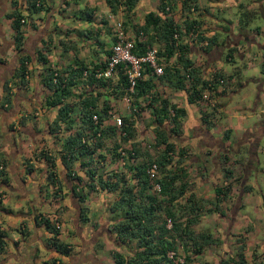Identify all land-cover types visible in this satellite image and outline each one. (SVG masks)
<instances>
[{"label": "trees", "instance_id": "trees-1", "mask_svg": "<svg viewBox=\"0 0 264 264\" xmlns=\"http://www.w3.org/2000/svg\"><path fill=\"white\" fill-rule=\"evenodd\" d=\"M50 1L10 0L8 10L4 14L11 30L14 50L16 53L20 51L18 56L15 53L13 62L16 66L2 87L4 93L1 98V106L7 113H14L16 106L15 104L10 106L12 92L9 82L16 78L17 88H27L28 65L31 61L30 51L32 50L27 46L26 50H23L24 17L30 16L32 13L43 12L47 13L48 18L51 12ZM137 1L104 0L109 13L115 18L118 17L116 19H120L123 34H127L129 31L134 36L130 49L132 55L144 56L153 44H157L155 63L161 66V73L155 76L151 72L149 63L142 62L140 77L135 78L132 91H126L129 85L125 72L129 66L127 61H121L114 65L116 73L114 83H111L108 78L95 77V73L104 70L107 66L111 54L110 45L116 41L113 28L110 29L111 40L107 49L103 48L105 43L97 36L99 34L98 26L94 31L78 30L80 33L75 34L74 39L68 38L67 31H63L61 37L58 34L56 42L53 43V49H60L61 52L55 57H61L62 51L66 53L70 51L72 55L71 62L64 67L59 64L57 66L50 64L47 55L51 51L52 40L48 31L45 32L44 28L39 30L40 37L42 34L46 36V38L40 39V49H36L34 52L35 61L44 65L38 80L42 86V95L40 94V96H43L44 107L54 108L52 117L46 122L44 132L56 137V133L61 128L69 131L61 138L58 164L55 162V156L43 148H39L32 154L33 157L42 159L44 162V165L37 169V173L43 171L44 175L39 191L44 192L45 196L48 195L51 204L69 194L77 203L78 225L82 228L83 233H88V242H94L97 235L102 234L103 229L104 235L106 233L109 240L113 242L109 251L112 264H204L195 262L191 255L200 253L205 245L214 243L216 239L209 232L194 231L191 227L198 219L200 205L197 201L199 197L196 186L188 173L190 161L185 158L187 149L183 148L184 146L181 144L182 139L191 141L190 138H193L200 130L195 127V129H191L190 133L188 130L186 133H181L183 131L181 120L185 116V109L170 102L165 93H170L171 89L178 90L180 93L182 92L186 105L195 103L199 100L203 89L207 87L209 77L211 78L210 83L215 89L217 87L215 80L218 76L227 82L231 75L214 70L209 77H205L202 70L195 67L188 57L192 50L191 40L188 37L194 32H197V41H205L203 50L208 49L215 40L214 36H202L199 29L193 27L194 24L197 25V20L187 16L190 7L193 10L196 9V0L179 1L181 12H183V14L181 13L182 24L173 19L171 6L167 4V0H157L151 9H142L141 13L145 11L143 17L140 21H134L133 17L136 16V11L141 9L137 8ZM59 2L61 5L68 1L59 0ZM119 10L123 13L121 18L118 14ZM92 11L93 8L87 6H83L81 10L85 17L91 16ZM252 13V11H243L239 20L240 25H248ZM123 15L126 16V19H123ZM104 19L101 17L100 22L105 24ZM32 20L28 22V26L37 30L39 26H36ZM100 28H102L101 25ZM258 29V27H253L254 31H258ZM81 34H84L87 39H91L92 45L97 46L96 50L99 52L103 51L105 57L96 56L90 61L79 58L75 37ZM94 47L92 51L95 53ZM231 51L232 48L226 54L227 60L231 59ZM171 58L175 61H170ZM146 71L148 76L144 77ZM77 85L78 90L76 91L79 92H73V88ZM159 85L162 87H158ZM222 91L213 93L214 97ZM104 93H107L110 98L104 97L99 100ZM123 94H127L129 97V115L128 117L120 116L119 131L122 132L121 140L130 141L131 145L124 150L113 138L110 148L112 149L111 155L122 160L123 166L128 170L129 174L126 176L124 172L117 170L98 172L97 167L98 159H104L100 149L104 145L103 140L106 136L113 137L118 130L113 124L103 125V120L112 115L114 107L111 100ZM144 97L146 99L142 102ZM141 103L143 104L141 105ZM142 110L149 113L153 138V142L147 148H141L139 143L131 140L134 124L130 118L137 116ZM169 110L171 115L168 116ZM92 115H95V120L92 119ZM200 118L206 127H210L214 123L213 120L207 118L204 111L201 112ZM24 120L25 117L20 116L21 126L24 125ZM74 123L75 126H73ZM227 133L224 131L222 137L226 139ZM202 134L205 135V132L203 131ZM172 138L177 140V143L180 144L179 147L172 141ZM195 145L197 147V143ZM108 149L104 147V152ZM217 161L221 165L226 185L213 187L215 201L221 199V196L224 195L223 189H229L233 180H236L240 185V177L233 175L235 172L229 164L236 161H228L224 155ZM22 162L25 166V173H30L35 169L30 158H25ZM152 164L155 166L154 174L150 176L149 169ZM12 167V164H8L7 158L0 157L1 186L8 184L10 179L8 169L12 170ZM200 168L202 169V166H199L197 171H200ZM153 184H157L158 189L150 192L149 188L152 189ZM247 188L243 184L241 191L244 192ZM94 192L112 194V198L104 204V210L112 216L109 226L93 221L94 228L87 229L84 225L91 222L90 210L95 208L94 206L90 209L89 206L90 196ZM93 205L95 204L93 203ZM0 209L6 211L7 208L1 205ZM61 210L60 206L53 208L49 212L52 218H49L37 209V212H34V224L36 227L42 226L50 233L46 239L48 247L58 255L67 256L70 254L71 244L57 238L61 232ZM100 218H96L97 221ZM168 221L169 226H167ZM236 239L238 240L235 255L224 258L218 264H245L242 252L243 239ZM94 243L95 248L102 247V243L98 240ZM4 246L5 234L0 229V252L3 251ZM170 251L172 255L169 254ZM179 257L182 258L181 261L177 260ZM58 262L56 258H49L44 260L43 264H58Z\"/></svg>", "mask_w": 264, "mask_h": 264}, {"label": "crops", "instance_id": "crops-1", "mask_svg": "<svg viewBox=\"0 0 264 264\" xmlns=\"http://www.w3.org/2000/svg\"><path fill=\"white\" fill-rule=\"evenodd\" d=\"M10 0H4L3 5L4 7L0 9V34H1V42L4 41V48L0 51V76H3L4 78H7L10 74L11 71L14 69L16 66L15 63L13 62V58H6L8 51L11 50L12 45H8L9 42H7L4 34L3 26H4V21H2V17H5L4 14L8 10V2ZM23 1V0H19ZM180 0H169L171 4L174 6L179 7V11L176 9H173L171 11L173 19L182 24V16L181 15V8L180 4L177 3ZM223 1L224 4H231L232 6L237 8L238 14H239V19L237 20V24H232L231 20L228 18L222 17L223 12L221 13L222 9H218L216 11V15H213L212 13H209V8L212 6H217V3ZM92 0H85L83 4H76L77 10L80 12V16H71L68 14V10L66 9L67 6L64 5V3L61 4L63 9L62 11H65L60 14V22L64 25H68L71 27H67V36L68 38H73L75 34L80 33V29H88L91 31H94L96 29H93L92 26H95V24L100 21V18L98 17H106L107 22L109 23L112 14L109 13L108 7H104L103 11V16H98L97 11H96V4L91 5ZM157 0H138L137 1V8L140 9L142 12V9H151L154 7L156 4ZM248 4L245 6L242 3V0H196V9L193 12H189L187 14L188 18H192L193 20H197V26L198 31L200 34L204 37H211L214 36L215 40L214 43L210 45L208 49L203 50L202 47L205 44V41L200 40L197 41L196 39V34L197 32H194L190 38L191 40V45H192V50L190 51L188 57L190 61L193 63L195 67L198 69L202 70V74L206 77L214 71V70H220L224 72L225 74H230L231 77L226 84L225 89L220 92L215 100H216V105L219 110L218 114L214 116L211 120L213 122L215 121L216 117H218L223 109L224 105H222V100L220 99L221 97L223 99L230 98V95L232 94V91L235 90V86H231L233 83H238L239 86L247 85V82L251 80V83H253L254 86V91L255 92V97L253 101H250L248 105L245 106L247 110H243L241 112H234L236 113V118H237V125L232 128H226V127H221L222 129L218 132L215 131V129L211 125L210 127H206L204 123L201 122L200 114L204 109L201 107L199 108L196 103H190L188 104L189 107L195 106L191 108L192 112L187 111V105L181 100V102H176L177 98L181 97V94L175 95L176 97L169 98L171 102L175 103L176 106L183 107L185 109V121L190 122V120H194V123L196 125L192 126H187V130L190 133L191 129H195V127L200 130L199 133H196L193 138H190L191 141H195L194 143H197L198 150L201 152H204L205 150L209 152L210 155V160L212 163L211 167V174H208L207 181L211 183L212 179H219V176L217 175L219 171V166H221L218 163V159L222 158L223 155L226 156L228 161H236L237 165L241 167V169L238 168V172H236V175L240 178V182L243 180L242 185H239V191H241L243 184L247 186L248 188L246 191H249L250 186L253 188L256 185L255 180H257V177L259 176L260 172H264V146L260 143V139L258 141V144L255 145V139L257 135L263 133L264 131V82H261V78H254L250 77L247 78V81L242 82V71L240 66L243 65L244 60L246 59V56H253L256 58L258 64L261 66V69L264 71V0H248ZM10 3V2H9ZM96 3V2H95ZM101 4V2H100ZM87 6V7H92V15L85 17L82 15V7ZM151 6V7H150ZM139 10L136 11V16L140 15L141 12ZM243 11H252V15L250 16L248 20V25L253 19L255 15H258L260 13V16L263 17V22L259 24H255L252 27H248V25H240V16ZM122 11L119 10L118 14L121 13ZM145 12V11H144ZM143 12V13H144ZM176 12H180L179 14V20L175 16ZM191 14V16H190ZM135 16V15H134ZM217 16V17H216ZM50 18V24L54 23V20H52L53 15L49 16ZM48 17V18H49ZM110 17V19L108 18ZM140 19L136 18V21H140L142 16H138ZM84 18V19H83ZM87 18V19H85ZM247 18V17H245ZM83 19V20H81ZM7 24L8 20L6 19ZM68 21H73L75 23L69 24ZM112 22V20H111ZM239 22V23H238ZM220 23L219 25H217ZM9 25V24H8ZM196 25V24H195ZM234 25V26H233ZM253 27H258V31H254ZM99 29V34L97 35L99 39H103L101 36L103 35L100 32V25L98 26ZM48 31V30H47ZM218 31L222 32L225 37L223 40H220L221 38L218 36ZM50 34V33H48ZM52 35V34H51ZM60 37L62 36V32L59 33ZM41 36V35H40ZM37 37V42L33 47L30 49L31 54L35 52L36 49L40 46V39L45 37V35L42 34V37ZM29 38L24 40V48L23 50H26V46L28 48V42L30 41V35L28 36ZM84 38H87L84 36V34L77 35L75 37L76 42V48H78V56L79 58H83L82 56L79 55V51L81 47L88 46L91 48L92 45V40L89 39L88 42L84 41ZM105 38V37H104ZM51 44L52 48L51 51L48 53V59L50 61V64L52 66H57L61 58L51 56L52 53L56 50H58V54L61 52L60 49L54 48L53 49V43H54V36L51 37ZM242 42V44H241ZM94 47V46H93ZM97 47V46H96ZM232 48L231 53V59H226V54L228 53L229 49ZM55 53V52H54ZM53 53V54H54ZM237 56V61L233 60V57L235 55ZM95 56V55H94ZM222 56H225L223 60H227L228 62H232L231 69L228 71L227 69H223L220 67V64L222 63ZM6 58V60L4 58ZM54 57V59H53ZM72 59V58H71ZM199 59H203V66L200 64ZM86 61H90L91 58L89 59H84ZM71 62V60L67 59L65 60V63H60L59 65L61 67H64L67 63ZM241 63V64H240ZM214 64H219V66H215ZM30 69L28 72V78H29V73L30 70H36L38 71L39 65L36 63L35 60H33V57L31 58V61L29 63ZM28 65V68H29ZM201 65V66H200ZM5 75H4V74ZM238 77V80H236L235 77ZM30 80V79H29ZM28 80V81H29ZM261 82V83H260ZM29 83V82H28ZM37 83V82H36ZM37 90H35V95H42L41 90L42 86L41 84H36L34 85ZM162 87V86H158ZM233 88V89H231ZM231 89V90H230ZM83 90V88H82ZM73 92H79L75 91L74 88L72 90ZM177 91V90H176ZM2 91L0 88V100L2 98ZM174 96V94H173ZM230 100V99H229ZM1 103V101H0ZM10 116V115H9ZM182 117V118H184ZM183 120H181L182 122ZM4 123V120L2 121V124ZM214 124V123H213ZM31 123L24 124L20 127L19 130H11V128H6L3 125L0 126V157H5V158H12L14 161V169L10 170L8 169V174L10 176V179L8 181V187L6 186H1L2 188H7L8 191L17 193L19 194V197H27V199H31V203H33L32 207L34 212L40 211L41 213L44 214V216H47L49 218H52L51 215H49L48 210L56 208L57 206L62 207L60 216L63 218V220L68 219L69 217H72V214L74 211L77 214L76 210V202L69 196V194L65 195L62 197L61 200H58L57 202H49L48 200V195H44V192L39 191L40 184H42V180L44 178L43 171L41 173H37L38 175V180H32L33 175L37 172L36 170L39 167H42L44 165V162L42 159L36 160L33 157V153L35 148H30L29 149V144L28 141H35L34 144L35 147H37L38 143L37 138L35 137L38 135V131L35 128H30ZM205 132V135L202 134V132ZM227 131L228 136L223 138V132ZM264 136V133L263 135ZM261 138V137H260ZM48 139V138H47ZM48 141V140H47ZM218 144V145H216ZM41 145V144H40ZM39 145V146H40ZM219 146L220 148V153L216 154L215 150H217V147ZM40 147H37L36 150H38ZM202 149V150H201ZM197 150V149H196ZM191 157H196V156H191ZM25 158H30V162L33 163V169L30 173H25L24 169V163L22 162ZM200 160H202V157L200 155ZM198 159L197 162L200 161ZM216 161V162H215ZM12 164V162H11ZM19 164V167L17 166ZM39 165V167H37ZM246 167V168H245ZM235 174V173H234ZM40 176H42V180L40 181ZM23 177V180H22ZM214 177V178H213ZM250 178H254L253 180H249ZM22 180V181H21ZM197 183L202 184L204 180L200 178L196 179ZM38 181V182H37ZM14 182H16L18 185L19 183L21 190L24 192H20L16 190L14 187ZM39 183V185H38ZM205 183V182H204ZM68 185V184H67ZM19 188V189H20ZM198 188V187H196ZM244 191V192H246ZM241 191V195L236 196V202L234 204L235 207V212L233 213L234 216L231 217V221H234L232 224V227L234 224L237 222L240 225L241 219H237L239 217V212L238 210L240 209V205L242 204L241 202V197L242 194L244 193ZM48 193V192H47ZM33 194V195H31ZM46 194V193H45ZM26 195V196H23ZM1 196L4 198V193H1ZM3 198L0 197L1 201L0 204L5 207L2 204ZM41 202H38V200ZM37 205V207H36ZM44 206L45 208L42 209L38 208ZM35 207V208H34ZM6 211L3 209H0V214L2 218L4 219V216L8 218L6 220V224L9 225L8 228L10 229H15L18 233L19 236H16L14 238H8L5 228L0 226V229L4 231L5 234V246L2 252H0V264H6L7 261H13L14 264H43L44 260H47L49 258H56L58 259V264H104V262L99 258L95 246H93L96 240L99 241V238L101 235H97L96 239L94 242H88L89 241L87 237V232L84 234L83 232L77 233L75 230L76 235H79L81 239V249L79 250L82 251L80 254V259H76V255L73 254L74 248L71 245V251L70 254L67 256H62L58 255L54 250H52L50 247H48V244L46 243V239L50 236V233H48L46 230L45 232L47 233L46 235H41L40 236V229H43L42 226L36 227L35 224L32 223V220L30 219V206L29 210L27 209L23 214L22 213H14L10 208L5 207ZM95 209V208H94ZM73 211V212H72ZM74 217V215H73ZM235 217V218H234ZM11 218H14L11 220ZM29 222V223H28ZM81 228V227H80ZM9 229V230H10ZM75 229V227H74ZM247 229V228H244ZM7 230V229H6ZM44 230V229H43ZM82 230V228H81ZM61 235H65L62 237ZM57 238H59L62 241H67L71 242L69 239V234L61 231L58 235ZM107 240L104 239V242H102V247L103 248H108L107 242H108V237L106 236ZM244 238V236H243ZM107 241V242H106ZM94 243V244H93ZM262 252L259 254L257 253V250L255 247L249 253L247 254L245 251V241L243 240V254H244V259L247 264V256L249 255V260L251 261V264H264V242H260ZM101 247V248H102ZM41 252H44L46 256ZM48 254V255H47ZM55 254H57L59 257H57ZM83 256V258L81 257ZM88 256V257H87ZM87 258V259H86ZM72 259V260H71ZM75 259V260H73ZM112 263V262H111Z\"/></svg>", "mask_w": 264, "mask_h": 264}, {"label": "rangeland", "instance_id": "rangeland-1", "mask_svg": "<svg viewBox=\"0 0 264 264\" xmlns=\"http://www.w3.org/2000/svg\"><path fill=\"white\" fill-rule=\"evenodd\" d=\"M19 1V0H18ZM68 2L64 5H67L66 9L68 10V14H70L71 16L75 15V16H80V12L77 10V5L76 4H83L85 0H76L74 2V0H67ZM2 0H0V3H2ZM23 2V1H22ZM96 2V3H95ZM101 2V4H100ZM91 5H95L96 4V11L98 16H103V11H104V7H106V4L104 2V0H92V2H90ZM179 3V2H177ZM242 3L246 6L249 2L248 0H242ZM50 15H53L52 20H54V23L50 24V18H47L46 14L47 13H32L30 16H25L24 20L25 23L23 24V29H24V38L27 39L29 38L28 36L30 35V41L27 43L28 44V48L30 49L31 47H33L37 42V37H39L41 35L40 33V29L44 28V31L48 33H50V38L52 36H54V42H56L57 40V36L59 33L68 30L67 27H69L68 25H64L60 22V14L65 12L62 11L63 9L62 6L60 5L59 0H51L50 1ZM167 4H169L171 6V11H173V9H176L177 11H179V7L172 5L171 2H169V0H167ZM9 2H8V7H9ZM22 5V4H21ZM218 9H222L221 13L222 17L224 18H228L231 20L232 24H237V20L239 19V14L237 11V8L232 6L230 3L229 4H224L223 1H220L217 3V6H212L211 8H209V13H212L213 15H216V11ZM194 10L191 9L190 7V12H193ZM26 12V11H25ZM141 12V11H140ZM183 14V12H181ZM122 12L119 13V16L121 18L122 16ZM180 12H176L175 16L179 18L182 16V14L179 17ZM84 15V14H82ZM138 16H142L143 17V13H141L140 15L134 16L133 20L136 21L137 19H140V17ZM191 16V14H190ZM113 17V16H112ZM217 17V16H216ZM101 18V17H98ZM104 20L106 21L105 24L100 21H98L95 26H92L93 29H95L97 26L101 25V29L100 32L103 34L101 37L103 39L102 42L105 43L103 48L107 49V47H109V42L111 40L110 38V34L111 31L110 29L112 28V22L114 21V19L118 18V17H113V19L111 18L110 22L108 23L106 20V17ZM110 19V17H108ZM33 19V23L36 24V26H39V28H37V30L32 29L31 27L28 26V22ZM123 19H126V16L123 15ZM181 19V18H180ZM2 21H4V26L3 29L4 30V36L7 40L8 45H12V37H11V30L9 28V25L7 24L6 18L2 17ZM263 22V17L260 16V13H258V15H255L253 17V19L251 20V22L249 23V25L247 26V28L254 26L255 24H261ZM69 24L74 23L73 21H68ZM239 23V22H238ZM220 23H218L217 25H219ZM75 25V23H74ZM233 25V26H234ZM43 26V27H42ZM193 27L195 29H197L199 26L197 25H193ZM26 28V29H25ZM71 29V27H69ZM108 32V34H107ZM218 36L221 38L220 40H223V38L225 37V35L218 31ZM52 34V35H51ZM85 36V35H84ZM125 39L126 40H133L134 36L128 31L127 34H124ZM92 37V36H91ZM105 37V38H104ZM24 39V40H25ZM89 39L84 38V41L88 42ZM72 42V41H71ZM75 42H77L75 40ZM242 44V42H241ZM157 44H153L152 47H150L149 49H156ZM40 47V46H39ZM38 47V49H40ZM93 46L90 48L89 44L88 46L85 47H81L79 51V55L83 57V59H94L97 57L103 58L105 57L103 51L96 50L98 49L96 46L94 47L96 52L94 53L92 51ZM78 50V48H76ZM55 52V53H54ZM52 53L51 56H57L58 55V50L54 51ZM16 51L14 50L13 45L11 46V50L8 51L7 53V57L6 58H13L15 55ZM98 55H97V54ZM78 55V53H77ZM95 55V56H94ZM235 55V54H234ZM33 57V60H35V56L34 53L31 54V58ZM48 57V55H47ZM1 58V57H0ZM4 58V57H3ZM6 58H4L6 60ZM57 58V57H56ZM61 58V60L59 62H57L58 64L60 63H65V60L69 59L71 60L72 55L71 52L68 51L63 52L62 51V56L59 57ZM174 58V57H173ZM223 58H225V56H222V63L220 64V67H222L223 69H227L228 71L231 69L232 66V62H228L227 60H223ZM54 59V57H53ZM237 61V56L235 55L233 57L234 61ZM170 61H175V59H170ZM200 64L203 66V59H199ZM40 69H38V71L31 69L30 73H29V78L27 77V80H29L27 82V88L26 89H20L16 87V78H13L10 82H9V86L11 88V99L15 102V112L14 114L12 113L6 120H4V123L2 124L1 121V125H3L6 128H11V130H14L18 125H20L21 123L20 121V116H24L25 120H24V124H28L31 123L30 128H35L38 131V135H36L35 137L37 138V142L38 145L37 147L43 148L44 150L50 152L53 156H55L56 159V163L58 164V150L60 147V142L62 141V137L64 135H66L69 131L65 130L63 128H61L57 133H56V137L53 134L50 133H45L44 132V128L46 126V122L47 120L49 121L50 118L53 115L54 112V108H50V107H44L43 106V96H40L38 94L35 95V90H37V88L34 87V85L38 84L39 86V78H40V72L43 68L44 65L40 64L39 62H36ZM241 64V63H240ZM200 65V66H201ZM216 67L219 66V64H214ZM30 65L29 68L30 69ZM241 71H242V82L247 81V78L250 77H254V78H261V82H264V71L261 69V66L258 64L257 60L255 57L253 56H246V59L243 62V65L240 66ZM142 69V67H141ZM28 75V74H27ZM147 71L144 75V77H147ZM238 77H235L236 80H238ZM108 79H110L111 83H114V81L116 80V73L113 70V74L111 77H106ZM37 82V83H36ZM260 82V83H261ZM235 86V90L232 91V94L230 95V98L227 99H223L222 97L220 98L222 100V105H224V109L222 111V113L216 117L214 124H213V128L215 129V131L219 132L223 127H228V128H232L234 129V127H236V123H237V118H236V113L241 112L242 109L243 110H247L245 108L246 105H248V103L250 101L254 100L255 97V92L254 91V86L253 83H251V80H249L247 82V85L242 84L243 86H239L238 83H233L231 84V86ZM168 89V88H167ZM233 89V88H231ZM230 89V90H231ZM39 90V89H38ZM37 90V91H38ZM74 90H78V85L76 87H74ZM47 94V92H46ZM168 98H172V97H176L177 95L181 94V97L177 98L176 102H181V100L185 103V99L183 98L182 92L180 93V91H176L171 89V92L169 93H165ZM174 94V96H173ZM124 95V94H123ZM122 95V96H123ZM176 95V96H175ZM40 96V97H39ZM122 96L117 97V98H113L111 100V103L114 107V109H112V115L111 117H109L108 119H104L103 120V125L106 124H113V117L114 115H119V116H127L129 115L128 109L126 108L124 101L122 100ZM39 97V98H38ZM110 98L108 96L107 93H104L103 95L100 96L99 100H102L103 98ZM147 97V96H146ZM146 98L144 97L142 99V102H144ZM230 99V100H229ZM170 100V99H169ZM171 102V101H170ZM196 105L200 108H204V103L197 101L195 102ZM143 103H141L142 105ZM186 104V103H185ZM249 106V105H248ZM195 106L189 107L187 104V111L188 112H192L191 108H193ZM234 112H236L234 114ZM171 115V111L169 110L168 116ZM185 117L183 118V121L181 122V124H183V131H181V133H186V128L187 126H192V125H196L194 123V120H190V122H187L184 120ZM130 120L133 121L134 124V131H133V135L131 136V140L133 142H137L140 144L139 147L141 148H147V146L149 144H151L153 142V138H152V131H151V125H150V117H149V113L146 110H142L139 111V113L137 114V116H133L132 118H130ZM76 124L74 123L73 126H75ZM116 129H118L116 131V134L113 137L110 136H106L105 139L103 140L104 145L100 148L101 152L104 156V159H98L99 164L97 165L98 167V172H105V171H110V170H117V171H121L124 172V175H128L129 173L127 172L128 170L126 169L125 166H123L122 164V160H119L118 158H114L113 155H111L112 149L110 148L112 145L111 140L114 138L115 141L118 143V145L120 147H122L124 150L128 149L131 145L130 141H124L121 140V134L122 132H120V127L121 126H116L114 125ZM72 131V130H70ZM182 133V134H183ZM48 138V139H47ZM48 140V141H47ZM172 141H174V143L176 144L177 147H179V143H177V140L175 138H172ZM35 141H28L29 144V149L30 148H35L34 152L37 151L35 147L36 144H34ZM195 141H189L188 139L184 140L182 139L181 144H183V148L187 149L186 150V156L185 158H188V160L190 161L189 167H188V173L190 175V177L193 180V184L198 187L196 188L197 191V196L199 197V199H197L199 205H200V211L198 213V219L196 220V222L191 226L193 228L194 231H204V232H209L215 239L216 241L214 243L205 245L204 248L202 249V251L198 254H193L192 253V257L194 258L195 262H200V263H204V264H218L221 260H223L224 258L230 256V255H235L236 253V243L237 240L236 238H242L245 241V251L248 254L249 251H251L253 249V247L256 248L257 253L259 254L260 252H262L261 249V245L260 242H264V172H260L259 176L257 177V180H255L256 185L252 188L250 186L249 191H246L242 194L241 197V202L242 204L240 205V209L238 210L239 212V217H237V219H241V223L240 225H238L239 223L237 222L236 224H234V226L232 227V224L234 223V221H231V217L234 216V212H235V207L234 204L237 201L236 200V196L237 194H239V184H237V181L233 180V183L229 186V189H223L224 195L221 196V199L219 201H215V194L213 193V187L216 186H225V179L223 178L222 172H221V167L219 166V173L217 174L219 176V179H212L211 183L208 182L206 179L208 174H211V167H212V163L210 160V155L208 151H204L206 153L205 156H201L202 160H200V155L199 153L201 152L200 150H198V146L196 147ZM260 143L262 144V146H264V136H261L260 138ZM1 144V143H0ZM41 144V145H40ZM40 145V146H39ZM104 147L108 150H105L104 152ZM197 149V150H196ZM202 150V149H201ZM174 154V153H173ZM1 156V154H0ZM191 156H196V157H191ZM34 159H36L34 157ZM139 159V158H138ZM198 159L200 160L199 162ZM39 160V159H36ZM11 162H12V169H14V161L11 158ZM34 163V162H33ZM231 165V167L237 171L238 168L241 169V167L239 165H237V163H229ZM19 167V164L17 165ZM96 166V165H95ZM199 166H202V169L200 168V171H197V169L199 168ZM37 167H39V165H37ZM40 168V167H39ZM246 168V167H245ZM37 171V170H36ZM238 172V171H237ZM212 175V174H211ZM234 176L236 175L233 174ZM200 176V177H198ZM237 176V175H236ZM239 176V174H238ZM38 175L37 172L35 173V175H33V179L32 180H38ZM200 178L204 180L201 181L203 182L202 184L197 183V180ZM214 178V177H213ZM241 178V177H240ZM254 178H250L249 180H253ZM42 180V176H40V181ZM43 181V180H42ZM38 182V181H37ZM205 182V183H204ZM39 185V183H38ZM11 187V186H10ZM151 190L155 191L156 189H150L149 191L151 192ZM1 193H4V198L3 196H1ZM19 194H15L13 192H10L7 190V188H2L0 187V197L3 198L2 200V204L5 207H8V209L10 208L14 213H24L28 207L29 204L31 202V199H27V197H19ZM26 196V195H23ZM112 198V194L109 193H98V192H94L93 194H91L90 196V201H89V206L90 209H92V207L95 206V211L94 208L93 210H90L89 217L91 222L87 225H84L87 227V229L90 227L94 228V226L92 225L93 221L101 222L105 225H110V220H111V216L110 214L107 213V211H105V206L104 204L107 203L110 199ZM1 200V199H0ZM38 202H41L38 200ZM93 203L95 205H93ZM33 205V204H32ZM1 206V204H0ZM42 209L45 208L44 206L38 207ZM98 209V210H97ZM52 209H49L48 212H50ZM73 212V211H72ZM76 211H74V213L72 214V217H69L66 220H63V218L61 217L60 219V230L69 234V239L71 242L70 244L72 245V247L74 248L75 251H73V254H81L79 252V250L81 249V239L79 237V235L74 234L75 230L77 233H81L82 230L79 227V223L78 221H75L74 224H72L71 220L73 221L75 218L77 220V215L75 213ZM94 213V214H93ZM74 215V217H73ZM101 217L100 219L95 218ZM115 216V214H114ZM0 217H2V215L0 214ZM235 218V217H234ZM14 218H11V220ZM6 220H8V218H6L4 216V219L2 218V220L0 219V226L5 228V232L8 236V238H14L16 236H19L17 231L15 229H10L8 228L9 225L6 224ZM29 223V222H28ZM78 225V226H77ZM170 223L169 221L167 222V226H169ZM75 227V229H74ZM91 228V229H92ZM247 228V229H244ZM7 229V230H6ZM10 229V230H9ZM104 229L102 230V234H100V238H99V242H104V239L107 240L106 238V233L104 235ZM90 233V232H89ZM47 233L45 232V230L40 229V236L41 235H46ZM85 234V233H84ZM62 237H64L65 235H61ZM244 236V238H243ZM88 238V237H86ZM107 242V241H106ZM99 243V244H101ZM107 246L108 248H95L99 258L104 262V264H112L111 260H110V255H109V251L110 248L113 246V242L111 240L108 239L107 242ZM97 247V246H96ZM187 249H189V247H187ZM179 252H181V250H179ZM44 254V256H46V254L44 252H41V254ZM170 255H172V252H169ZM180 256V253H178ZM48 255V254H47ZM57 257H59L57 254H55ZM247 257V262L249 264H251V261L249 260V255H246ZM83 258V256H81ZM88 257V256H87ZM87 259V258H86ZM72 260V259H71ZM177 260L181 261L182 258L179 257L177 258ZM6 264H14L13 261H7ZM245 264H247L245 262Z\"/></svg>", "mask_w": 264, "mask_h": 264}, {"label": "built area", "instance_id": "built-area-1", "mask_svg": "<svg viewBox=\"0 0 264 264\" xmlns=\"http://www.w3.org/2000/svg\"><path fill=\"white\" fill-rule=\"evenodd\" d=\"M192 9V7H191ZM113 19V17H112ZM112 28L114 34L116 36V41L110 45L111 54L109 55L107 66L104 70L95 73V77H111L114 70V65L121 61H127L129 66L126 69L127 79L129 85L126 91H132V86L135 78L140 77L141 63L148 62L151 67V72L157 76L161 73V66L155 63V49H149L146 51L144 56L136 57L130 53V49L132 48L133 42L131 40H126L125 36L121 30L120 19H114L112 22ZM175 36V35H174ZM211 78L209 77V81L207 82V87L203 89L200 98L198 101L204 103V113L207 114L208 119H212L219 112L216 100L213 95L216 91L224 90L228 81H224L222 77L216 78L217 87L214 89L212 84L210 83ZM122 100L126 108L129 106V97L127 94L122 96ZM92 119L95 120V115H92ZM113 123L116 126L121 125V117L119 115H114ZM154 164L151 165L149 169V175L152 176L154 174ZM226 183V182H225ZM153 189H158L157 184L152 185Z\"/></svg>", "mask_w": 264, "mask_h": 264}, {"label": "flooded vegetation", "instance_id": "flooded-vegetation-1", "mask_svg": "<svg viewBox=\"0 0 264 264\" xmlns=\"http://www.w3.org/2000/svg\"><path fill=\"white\" fill-rule=\"evenodd\" d=\"M2 1H4V0H2ZM4 7V5H2V3H0V9H2ZM1 34H0V51L4 48V41L3 42H1ZM0 64H1V61H0ZM4 74V73H3ZM6 74V73H5ZM4 74V75H5ZM5 80H6V78H4V76H3V79H2V76H0V88H1V91H2V87H3V83L5 82ZM2 93H4L3 91H2ZM1 101V100H0ZM15 104V102L12 100V103H11V107L13 106ZM9 113H13V112H6V111H4V109L2 108V106H1V103H0V126H1V121H3V120H6L8 117L6 116V115H9ZM14 114V113H13ZM7 117V118H6ZM20 127H21V124L20 125H18L14 130H19L20 129ZM256 137V136H255ZM216 145H218V144H216ZM215 152H216V154H219L220 153V148H219V146L217 147V150H215ZM199 155H201V156H205L206 155V153L205 152H200L199 153ZM20 183H19V185L16 183V182H14V187L13 188H15L16 190H18L19 192H20V190H21V188H20ZM6 187L7 188H10V187H8V185H6ZM20 188V189H19ZM21 192H23L22 190H21ZM24 193V192H23ZM31 195H33V194H31ZM19 196V195H18ZM75 221H77L76 220V218L72 221L71 220V222H72V224H74L75 223ZM87 243H88V241H87ZM82 251H80V253H81ZM76 259L77 260H79L80 259V254H76ZM73 260H75V259H73Z\"/></svg>", "mask_w": 264, "mask_h": 264}, {"label": "water", "instance_id": "water-1", "mask_svg": "<svg viewBox=\"0 0 264 264\" xmlns=\"http://www.w3.org/2000/svg\"><path fill=\"white\" fill-rule=\"evenodd\" d=\"M19 54H20V51H18L16 53V56H18ZM263 133H264V131H263ZM263 133L256 136L255 145L258 144V141H259L260 137L263 135ZM8 164L11 165V158H8ZM242 183H243V180L240 182V185H242ZM238 195H241V191L239 192ZM32 204L33 203L29 204V206H30V219L32 220V223L34 224V210H33Z\"/></svg>", "mask_w": 264, "mask_h": 264}]
</instances>
